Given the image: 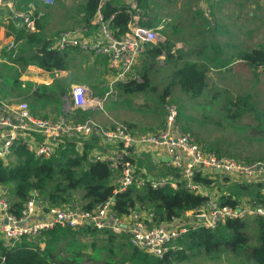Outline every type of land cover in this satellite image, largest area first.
Returning <instances> with one entry per match:
<instances>
[{"label":"built area","instance_id":"built-area-1","mask_svg":"<svg viewBox=\"0 0 264 264\" xmlns=\"http://www.w3.org/2000/svg\"><path fill=\"white\" fill-rule=\"evenodd\" d=\"M36 1L44 7L52 8L57 5L58 0ZM119 1V5L127 7L130 12H139V0ZM196 1L197 10L213 23L212 6L218 0ZM116 2L117 0H98V8L90 26L61 32L54 46L58 51L77 49L107 57L112 78L105 96H94L85 87L72 88L65 98L68 114L56 119L33 114L27 102L12 104L0 99V159L6 160L18 145L26 147L37 158L53 159L68 141L82 145L83 140L97 136L102 142L116 147L98 151L93 158L96 162L109 164L115 175V193L125 192L133 185L158 190L167 187L178 189L183 184L189 192L206 197L207 200L196 210L186 212L181 219L183 221L171 222V226L150 227L152 213L142 218L139 213L133 212L128 215L130 223L123 228L125 216L115 213L111 199L96 205L90 211L73 205L48 207L41 213L36 198L31 197L24 203L20 216H15L10 212V200L0 192V240L5 246H13L24 238L34 241L56 228L78 231L89 227L101 232L126 233L133 248L162 259L170 250L171 244L190 229H216L227 220H245L249 216L264 220V204L249 203L237 207L224 205L221 201L224 192L217 188L215 192L209 193L205 186L195 181L197 174L202 172L208 177L220 174L252 183L261 182L264 180V159L243 162L206 150L184 130L175 106H165L162 127L145 133H138L126 125L100 127L91 119L81 122L72 119L73 112L104 110L106 100L114 94V87L131 80L139 59L152 44L158 42L160 31L164 29V23L155 28L140 25L135 14L128 31L115 36L111 30L114 14L107 18L105 8L110 3L118 4ZM4 9L17 16L29 32L36 30L37 22L42 17L33 6L26 11L16 12L15 0H0V10ZM93 28L96 29L95 32L92 31ZM19 45L18 41L11 40L4 45V49L15 58ZM258 71L264 73V65ZM150 148L163 149L165 158L169 160L168 166L178 176L139 178L133 155Z\"/></svg>","mask_w":264,"mask_h":264},{"label":"trees","instance_id":"trees-1","mask_svg":"<svg viewBox=\"0 0 264 264\" xmlns=\"http://www.w3.org/2000/svg\"><path fill=\"white\" fill-rule=\"evenodd\" d=\"M98 4V0H87L86 27L90 26ZM139 7L144 9L145 5L140 2ZM111 14H114L111 30L115 36H120L128 31L133 15L137 13L130 12L125 6L110 3L105 8V15L108 18ZM144 15L141 14V17ZM141 25L152 27L147 21L141 22ZM36 29L34 32L25 29L15 30L16 40L22 42V46L15 58L12 54H6L8 60L0 63L2 81L10 80L12 75L13 82L18 83L21 72L17 69L13 75L12 72L16 67L10 70L8 65L13 67L12 65H18L20 61H22L20 67L34 66L54 75L68 70L66 60L70 50L55 49L54 35H46L41 30L39 21ZM173 47L174 44L168 41H158L152 44L146 52L147 58L139 73V80L131 79L118 87L130 95L145 93L152 88L150 77L153 75L158 77L162 70L166 69L161 66V58L165 56L164 67L169 65L171 75L160 97L161 104H166L167 98L172 95L176 87H180L193 99L201 97L208 87L207 67L190 62L177 66V58L172 53ZM243 57L251 70H258L264 65V45L245 53ZM27 92L30 93L29 100H36L43 104L49 101L51 104H56L59 110L63 105L62 98L68 93L67 90H56L50 85L34 87L33 84L28 85ZM250 98L249 95L244 98L235 97L231 101V106L235 108V113L231 118L237 119L244 114L255 115L260 122L258 131L263 133L264 110L260 111L252 107L249 104ZM31 102L29 104L33 110ZM35 114L48 117L44 113ZM82 120L85 118L80 115L79 121ZM127 126L132 127L128 124ZM184 130L187 133L190 131L189 128ZM93 148L94 145L89 142L79 145L75 141H68L53 159H41L24 146L14 147L12 154L6 160L0 159V186L6 188L7 192L11 190L10 212L15 216H20L24 203L31 197H35L40 202L39 206L69 207L79 204V207L86 211L111 199L113 210L118 216L149 211L153 214V220L149 225L153 227L179 220L186 212L196 210L207 200L206 197L189 192L183 184H180L178 189L167 187L158 190L149 186L139 188L133 185L125 192L115 193V175L108 163L94 161L90 153ZM208 150L220 156L241 160L216 149ZM244 161L252 162L249 159ZM195 181L207 187L214 184L202 172L197 174ZM261 185H235L230 188L229 196H223L221 201L224 205L237 207L240 203L239 194L244 192L252 203L264 204V195L260 192ZM254 225L257 234L253 239L248 234L251 225L246 220H227L216 229H190L183 237L171 244L170 250L162 259L135 249L136 260L132 263L181 264L201 257L212 258L224 253H234L239 257L254 260L255 264H264V220L257 218ZM75 232L76 230L56 228L44 233L38 241L31 242L24 238L10 247L5 246L0 240V264H70L72 262H68L69 257L64 253L61 244L71 233ZM41 244L45 245L44 248Z\"/></svg>","mask_w":264,"mask_h":264},{"label":"crops","instance_id":"crops-1","mask_svg":"<svg viewBox=\"0 0 264 264\" xmlns=\"http://www.w3.org/2000/svg\"><path fill=\"white\" fill-rule=\"evenodd\" d=\"M59 1L60 0L57 1V4ZM71 1L72 0H69L68 3L70 4ZM255 1L256 3L254 4V1H252L250 4L242 6L238 0H218L212 6L213 23H210L204 19L201 12L197 10L196 0H157L151 5L149 4L148 0H139V4L142 2L145 7L144 9H140L139 7L137 17L138 23L140 25L141 22L147 21L148 24L152 25L151 28H155L162 23L165 24V29L162 30L164 35L161 36V32V37L158 41H168L174 44L172 53H174V56L177 58V66H181L186 62H190L207 67V89L217 90L225 88L224 90L234 91L239 82H243V78L247 79L249 76L250 68L246 60L243 59V55L258 48L259 45L264 44V0ZM116 3L121 5L119 0H117ZM31 6L35 8L37 13L42 14V17L39 20L41 24V30L48 36L54 35L56 39L55 42L57 41L61 32L64 30H70V26L68 25H63L61 28L59 27V31L58 29L53 28L52 25L57 22L56 19L59 17L55 18L49 13L54 11L57 5L54 8H47L39 4L36 0H15L16 12H22ZM21 9L24 10L21 11ZM230 12V15L233 16L231 22L235 21V25L239 22L241 24L240 26H231L227 19L228 16H226ZM141 14H145L144 17H141ZM63 15L64 14L61 16ZM85 15L82 24L76 23L71 29L86 27ZM198 17L203 19L204 24H201V21ZM195 21H198L199 23L197 24ZM251 25H256V31H254V34L260 38V41H254L256 43L250 45L248 39L245 37L248 35L249 27ZM21 29H25V27L17 16H14L10 10H0V50L2 52L9 54L5 51L4 45L11 40H16L15 30ZM92 31L95 32L96 29L93 28ZM57 33L58 35H56ZM176 37H178L179 42H176ZM19 43L20 48V46H22V42ZM146 58L147 54H144L139 59V62L131 76L132 80H139V73L144 66ZM0 60H3V58H1V53ZM164 60L165 56H162L161 66L166 69L162 70V73L158 76V78L159 82L163 83V86L165 87L170 79L171 72L169 65L164 67ZM66 61L68 70L55 75L47 73L34 66L26 68L23 67V69H20V64L22 61H20L18 65H12L13 67H10L11 65L9 64L8 69L10 70L16 67L12 72L13 75L17 69L21 72V74L18 77V83L13 82L14 78H12V75L10 77L11 79L7 81H2L0 78V99L12 104H17L19 102H27L29 104L32 101L31 105L33 110L31 107L30 108L33 114L44 113L48 115V117L45 118L56 119L68 114L65 98L70 94L72 88L85 87L94 96L100 98L105 96L106 92L110 89L109 84L112 78L107 57L74 49L69 51ZM0 63H3V61ZM80 74L86 75L80 77ZM155 77L157 76L153 75L150 77L151 82ZM30 84H33L34 87L36 85H50L56 90H67V95L62 98V108L59 110L56 104H51L49 101H45L46 103L43 104L42 102H37L36 100H29L28 98L30 97V93L27 92V89L28 85ZM150 85L152 86L153 84L150 83ZM223 85H225L224 88L222 87ZM113 92L115 95H112L108 100H106L104 104V110L101 111L87 109L81 111V113L73 112L71 114L72 119L74 121L81 122L79 121V116L83 115L85 120L91 119L100 127H110L116 123H122L124 125H131V129L134 130L133 126L137 125L136 122H138L135 115V110L139 104L136 103L135 100L138 98V95H145L146 93L130 95L124 93V91L118 86L114 87ZM76 114L78 115L76 116ZM144 129H146L144 126H139V128L135 130L138 133L151 131H144ZM85 142H89L94 145V148L90 152L93 158L98 151L116 148L114 145H108L106 142H102L97 136H91L90 138L83 140L84 144ZM145 150L147 151V149ZM145 150L135 152L133 155V159L137 167V175L139 178H160L174 175L176 173L174 169L168 166L169 160L165 158V152L163 149L150 148L147 152ZM208 178L214 182L212 187L214 189L219 188L220 192H224V196H229L230 188L233 186L243 184H262L260 192L262 195H264V180L261 182L252 183L241 179L222 176L220 174H215L213 176L210 175ZM205 187L207 188L206 191L210 190L209 187ZM0 190L5 194L6 188L0 186ZM247 196L248 195H246L244 192L239 194L240 203L238 206L252 203ZM73 205L80 206L79 204ZM47 208L48 207L39 206L41 213H43ZM134 213H139L142 218H146L147 215L150 214L149 211ZM181 219H179V221H183ZM256 219L257 218L255 217L249 216L245 220L255 221ZM130 221L131 220H129V216H125V225H122L123 228H126ZM176 223L177 222H175V224ZM165 225L171 226L170 223ZM78 231L79 237L89 241V244L92 243L91 247L98 248L97 251L94 252L97 257H100L101 254L106 257V259L95 262L94 264H134L132 262L136 260V256L134 255L135 248L130 245L129 238L126 233L114 234L109 231L101 232L93 230L89 227ZM73 234L75 233H71L70 235ZM39 238L34 241H38ZM63 242H65V240H63ZM63 242L62 244H64ZM102 245H106L107 249H104V246ZM41 246L44 248L45 245L41 244ZM111 247L112 251L116 252V255L113 256V259L109 258L108 255L109 249ZM64 253L68 256L73 252L70 250H64ZM181 264L252 263L248 258L239 257L234 253H224L218 257H201L199 259Z\"/></svg>","mask_w":264,"mask_h":264},{"label":"rangeland","instance_id":"rangeland-1","mask_svg":"<svg viewBox=\"0 0 264 264\" xmlns=\"http://www.w3.org/2000/svg\"><path fill=\"white\" fill-rule=\"evenodd\" d=\"M154 1L157 0H148L150 5ZM252 1H254L253 4L256 3L255 0H238L242 6L250 4ZM68 2L69 0H60L56 9L49 13L55 18L59 17L56 19L57 22L52 25L53 28L58 29V31L63 25H68L71 29L76 23L82 24L83 22L86 11V0H72L70 4ZM22 10L24 9H21V11ZM62 14L64 15L61 16ZM230 14L231 12L226 16H228L227 19L231 26H240L241 24L237 20L238 24L236 25L235 21L231 22L233 16ZM198 18L201 21V24H204L203 19L200 17ZM195 22L197 24L199 23L198 21ZM254 31H256V25H251L249 27V33L245 37L248 39L250 45L256 43L254 41H260V38L255 36ZM161 32L162 31H160V35ZM163 35L164 32H162L161 36ZM176 42H179L178 37H176ZM262 45L264 44L259 45V47ZM0 53L1 58H3L0 62L8 60L4 52L0 50ZM3 53L5 55H3ZM20 68L23 69V67ZM84 75L86 74H80V77H83ZM151 84H153L152 88H149L145 92V95H138V98L135 100V102L139 104L135 110L138 127L137 125L133 126L134 130L138 129L139 126H144V128H146L144 131L161 127L165 117V106L173 105L178 110L179 122L182 127L184 129L189 128L190 131H188V133L194 141L203 148L219 150L224 154L236 156L243 162H245V159L252 161L255 159H263L264 132L259 133L258 126L260 122H258L255 115L244 114L237 119L231 118L235 113V108L231 106V101L235 97L244 98L249 95L251 97L249 99V104L257 110H264L263 72L250 69L248 78H243V82H239L234 91L224 90L225 84L222 86L224 89L205 90L202 96L197 99H193L190 95L184 93L180 87L175 88L172 96L169 99L167 98L168 100L166 104H161L160 102V97L164 93V84L159 82L158 77L153 78ZM114 95L115 94H113V96ZM119 124L124 125L122 123H116L114 125ZM211 187H209L210 190L208 192H215L216 188L214 189ZM10 191L11 190L9 189L8 193L6 189L5 194L2 192L3 197L9 200L11 195ZM246 221L251 225L248 234L253 239L257 234L254 230V220ZM63 243L64 244H61V247L64 250H70L73 252L68 255V262H72L70 264H94L95 262L106 259L103 254H101L100 257L95 255L94 252L97 251L98 248L91 247L92 243L89 244V241L79 237V231H76L73 235H69ZM102 246H104V249H107L106 245ZM108 255L109 258L112 259L113 256L116 255V252L112 251V247L109 249Z\"/></svg>","mask_w":264,"mask_h":264},{"label":"water","instance_id":"water-1","mask_svg":"<svg viewBox=\"0 0 264 264\" xmlns=\"http://www.w3.org/2000/svg\"><path fill=\"white\" fill-rule=\"evenodd\" d=\"M36 204H37V206H39L40 202L38 200H36ZM251 263L252 264H255V261L254 260H251Z\"/></svg>","mask_w":264,"mask_h":264}]
</instances>
